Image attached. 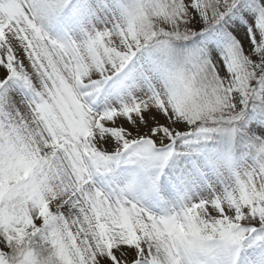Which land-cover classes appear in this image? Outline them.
Returning a JSON list of instances; mask_svg holds the SVG:
<instances>
[{"label":"snow or ice","instance_id":"6c2138e0","mask_svg":"<svg viewBox=\"0 0 264 264\" xmlns=\"http://www.w3.org/2000/svg\"><path fill=\"white\" fill-rule=\"evenodd\" d=\"M0 264H264V0H0Z\"/></svg>","mask_w":264,"mask_h":264}]
</instances>
